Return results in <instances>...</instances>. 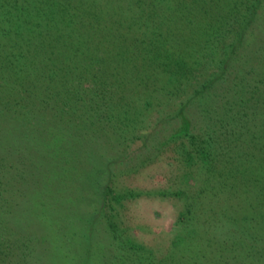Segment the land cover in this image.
<instances>
[{"label": "rangeland", "instance_id": "rangeland-1", "mask_svg": "<svg viewBox=\"0 0 264 264\" xmlns=\"http://www.w3.org/2000/svg\"><path fill=\"white\" fill-rule=\"evenodd\" d=\"M57 1L63 3L57 9L50 0L40 8L57 14L43 37V43L52 39L49 59L33 37L17 40L11 63L0 51V187L8 189L0 233L8 240L11 264H142L148 254L154 264H162L163 256L181 264H215L218 253L210 248L221 243L231 264H264V207L245 214L248 200L254 202L249 193L259 191L264 178L245 190L241 184L250 173L241 172L238 181L230 179L229 195L209 200L217 172L206 178V167L190 164L184 154L189 132L202 131L205 122L196 106L174 112L178 93L163 95L169 75L163 68L174 67L191 31L201 35V22L230 12L232 0H215L206 14L181 9V0L172 9L151 10L138 8L137 0ZM27 8L34 10L35 0ZM258 11L264 35V6ZM256 44L245 46L244 57L262 61L264 74V50L255 51ZM42 69L52 74L51 91L37 104L35 81ZM103 78L108 85L98 100L106 105L93 107L79 97L80 84L90 80L97 87ZM257 100L254 129L264 127V103ZM221 166L214 168L229 175ZM192 199L205 203L180 221L178 213ZM208 201L231 218L209 215V226ZM244 216L254 220L252 233L238 229L248 221ZM190 227L197 228L196 238L171 247L174 234ZM198 249L205 250L201 263L195 262Z\"/></svg>", "mask_w": 264, "mask_h": 264}, {"label": "trees", "instance_id": "trees-1", "mask_svg": "<svg viewBox=\"0 0 264 264\" xmlns=\"http://www.w3.org/2000/svg\"><path fill=\"white\" fill-rule=\"evenodd\" d=\"M45 1L35 0L36 8L28 10V0H0V51L10 63L17 58L15 48L19 45L18 41L24 36H26V40L33 37L39 45L46 49H44L42 57H45L46 60L50 58L52 51L50 47H53L52 39H47L43 43V37L45 30L48 29L47 26L56 22L57 14L55 9H49L48 12L40 10ZM175 1L177 0H137V7L142 10H151L156 6L172 9L176 4ZM262 1L232 0L230 12L221 13L214 18L213 16L208 17L201 22L198 26L201 35L191 31L193 35L190 38V43L183 45V55L173 60L174 64L172 65L174 67L172 69H164V65H161L163 70L169 73L167 82L163 85V95L166 96L170 93L174 95L178 93L177 95H179L178 106L174 112L180 113V109L182 111L186 105L196 106L197 116L202 117L205 122L202 131L189 132V147L184 150V154L190 164L196 166L201 164L206 167V178L210 177L208 175L210 171L215 170L217 172L213 176L215 182L211 184L212 189L207 190L209 200H213L222 192L228 194V188L233 184L231 181H238L241 172L250 173L249 178L245 177L241 184L246 187L245 190H248V186L252 185L253 187L264 178V127L254 129L252 122L255 117L258 97L264 103V74L263 69L260 68L262 61L257 60L258 58L253 60L244 57L246 54L243 52L245 46L250 47L253 42L254 44L258 42L254 47L255 51L261 53L264 50L262 42H260L264 40V35H261V24L257 22V19L262 17L261 12L258 11L264 6ZM50 2L55 5L56 9L57 6L63 5L57 0H50ZM210 3L214 4L215 0H181L179 2L181 9H198L204 14L207 13L206 7ZM189 22L192 21L189 20ZM143 26V22L138 23L139 28H143ZM197 42L199 47L196 49ZM163 48V50H167L166 47ZM50 64L52 65L53 62H50L49 66H51ZM43 66L46 68V63ZM260 69L261 73L258 72ZM254 74L255 76H252ZM98 76L100 77V74ZM51 79L50 71L46 72L45 69H42L39 72L38 79L35 81V86L39 91L36 95L37 104L38 101L40 104H44L47 92L50 93L51 91ZM98 82L99 80H97V87H93L90 80L86 82L87 84H80V91H83V94L80 93L79 97H83L88 102L91 101L93 107L106 105L104 102H100L98 98H102L101 95L104 94L108 81L103 78V81L100 80L99 84ZM222 82L225 83V88H221L223 92H218L217 89H220ZM26 91V88L21 89V93L24 95ZM218 95L220 98L223 96V99L218 100ZM209 105H213V108ZM182 133L185 134V131ZM233 148L235 150L231 152ZM260 161L261 164L258 166ZM217 162L222 163L221 168H225L229 175L224 177L220 175L218 169L214 168ZM254 168L255 170H253ZM1 183L3 182L0 181V186ZM7 190L0 187V206L6 201L4 194ZM249 194L253 196L254 202L248 200L250 211L245 214L250 213L251 215L254 214L256 208L264 207V182L260 183L259 191L254 190ZM204 203L205 201L202 200H198V204L193 199L187 200L184 211L179 212L177 217L180 221L184 218L191 219L194 210L197 209L196 205H203ZM206 203H208V209L204 220H209V226L210 220H212L208 218L209 215L221 212V219L223 217L231 218L226 215L225 209L219 210V207H216L217 204L214 206L210 204V201ZM260 215L263 219H261L262 225L259 226H264L263 212H260ZM204 220L202 221L206 224ZM243 220L248 221L241 226L236 223L237 226L239 225L238 229L242 231L247 229L252 233L254 220L249 216L248 219L247 216H244ZM208 225L205 227L207 228ZM196 229L194 227L186 228L183 234L177 231L171 239V247L175 248L187 240L190 243L192 239L196 238L194 236ZM207 241H209L208 237ZM208 246L209 243L204 245V247ZM8 248L7 238L0 233V264L13 263V259L9 257L12 252ZM224 249H226V245L222 243L210 248V250H216L218 253L216 261L214 260L215 264H231L227 257H224ZM149 255L142 256L144 259L146 258L144 261L142 260V264H154V259ZM204 255L205 250L198 249L195 262L198 259L201 263V258ZM158 261L162 264L176 263L174 258L170 257L169 260L165 256L159 258ZM177 263L181 264L180 261Z\"/></svg>", "mask_w": 264, "mask_h": 264}]
</instances>
